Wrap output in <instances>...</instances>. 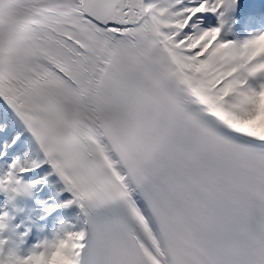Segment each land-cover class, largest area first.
<instances>
[{"label": "snow or ice", "instance_id": "obj_1", "mask_svg": "<svg viewBox=\"0 0 264 264\" xmlns=\"http://www.w3.org/2000/svg\"><path fill=\"white\" fill-rule=\"evenodd\" d=\"M45 188L26 264H264V5L0 0V191Z\"/></svg>", "mask_w": 264, "mask_h": 264}, {"label": "bare ground", "instance_id": "obj_2", "mask_svg": "<svg viewBox=\"0 0 264 264\" xmlns=\"http://www.w3.org/2000/svg\"><path fill=\"white\" fill-rule=\"evenodd\" d=\"M247 33L242 34V36L246 35ZM231 38H235V37H229ZM41 190L38 189L37 192ZM13 200H10V207L7 211V214L10 218H11V228L5 232H3L2 234H0L1 239H4L3 236L8 237L9 239V247H12L13 245L16 244H21V241L23 240L24 236L27 234L28 230V226L33 223L36 219V212L35 209L32 208V201H34L35 197L34 195L31 196H25V195H15L13 197ZM22 204L24 205V208H22ZM3 207V206H2ZM25 213V219H22L23 214ZM21 224H27L24 226L25 230H23L20 225ZM48 229L46 228V226L43 227L42 231L47 232ZM20 254H23V250L20 246Z\"/></svg>", "mask_w": 264, "mask_h": 264}, {"label": "clouds", "instance_id": "obj_3", "mask_svg": "<svg viewBox=\"0 0 264 264\" xmlns=\"http://www.w3.org/2000/svg\"><path fill=\"white\" fill-rule=\"evenodd\" d=\"M11 226V218L9 216L5 220L0 221V234L9 230ZM7 243L6 239H0V264H26L25 258L20 254V245H13L5 251ZM71 251V241H63L58 248L57 258H62L64 255L70 256Z\"/></svg>", "mask_w": 264, "mask_h": 264}, {"label": "rangeland", "instance_id": "obj_4", "mask_svg": "<svg viewBox=\"0 0 264 264\" xmlns=\"http://www.w3.org/2000/svg\"><path fill=\"white\" fill-rule=\"evenodd\" d=\"M38 194H40L39 196V198H37V199H35L34 200V202H33V208L35 209V211H36V214H40V213H42V211H43V208H44V205L41 203V201H47V199H48V197L50 196V190L49 189H41L40 191H39V193ZM16 194H14V193H8V192H5V194H4V201H2L1 203H0V215H4L5 213H7V211L8 210H10L9 209V207H10V200H13L14 198V196H15ZM3 206V207H2ZM51 222V221H50ZM42 226H45V224L43 223V222H41V226H40V228L42 227ZM58 225L56 224V223H54V222H51V231L50 232H44V231H41V233H39L38 234V237H37V239L35 240L36 242H35V244L31 247V249L35 246V245H37V244H39L42 240H44L45 238H51V236H52V233H53V231L56 229V227H57ZM30 249V250H31ZM30 250H28L27 252L29 253L30 252Z\"/></svg>", "mask_w": 264, "mask_h": 264}]
</instances>
